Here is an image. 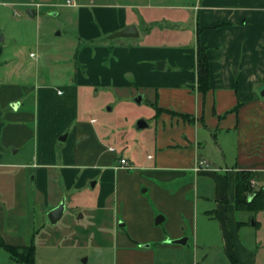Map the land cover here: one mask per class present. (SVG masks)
<instances>
[{"label":"crops","instance_id":"1","mask_svg":"<svg viewBox=\"0 0 264 264\" xmlns=\"http://www.w3.org/2000/svg\"><path fill=\"white\" fill-rule=\"evenodd\" d=\"M128 7L134 11L117 15L79 10L90 44L77 43L65 64L43 65L36 41L26 56L0 30V248L28 246V216L35 208L45 216L69 198L107 217L102 234L119 263L156 264L157 254L190 243L196 262L264 264V247L249 238L251 213L234 207L236 173L252 172L264 189V0ZM128 25L136 38L103 40ZM197 47L208 61L203 95ZM100 89L145 98L146 126L111 138L103 122H85ZM120 158L131 169L115 168ZM201 160L207 168L194 172ZM179 238L184 245L167 243Z\"/></svg>","mask_w":264,"mask_h":264},{"label":"rangeland","instance_id":"2","mask_svg":"<svg viewBox=\"0 0 264 264\" xmlns=\"http://www.w3.org/2000/svg\"><path fill=\"white\" fill-rule=\"evenodd\" d=\"M73 2L75 6L66 7L64 0H0L1 33L6 39L15 40L16 45L21 47L26 56L29 51L34 52L33 46L36 41L43 65L53 60L60 63L71 58L77 43L78 47L90 44L83 37L87 31L83 27L85 18H82V23L78 21L79 10L92 16L94 14L92 8L107 7L117 15L121 10L134 11L128 6L140 5L146 0H73ZM27 10L34 11V17L30 18L26 13ZM93 44L96 42L91 43ZM51 55L54 58H49ZM61 63L65 64V62ZM59 68H67L69 71L67 65L65 67L60 65ZM97 91L99 94L96 98L88 102V105H91L88 106L89 109L86 110L84 108L86 104L81 102V107L85 109L83 118L85 117V122L91 119L94 128L103 122L111 138L117 130L123 133L134 131L136 121L149 113L146 99L136 104L133 101L135 97H130L131 93L127 89ZM122 139L126 140L124 136ZM58 146V148L68 147L69 142L60 143ZM110 146L114 150L117 148L112 143ZM257 178L258 176L252 177L249 181L250 193L262 189V186L259 187L256 183ZM260 204V209L250 212L249 223L253 221L255 225L249 228V238L255 239L264 247V194ZM83 208V204L79 201L75 200L71 203L69 198L65 199L62 216L55 224L48 222L44 211L39 215L38 208H35L30 217L28 216L27 222L22 224L30 225L34 229L30 243L34 249L33 264H124V262L119 263L115 252L117 247L102 234L101 225L107 221V217L102 221L99 213L94 209L82 211ZM118 223L122 222L118 220ZM140 246L138 247L141 248ZM192 253L189 243L182 250L169 252L163 257L157 254L156 264H209L207 261H194ZM0 264L17 263L10 261L5 251L0 248Z\"/></svg>","mask_w":264,"mask_h":264},{"label":"trees","instance_id":"3","mask_svg":"<svg viewBox=\"0 0 264 264\" xmlns=\"http://www.w3.org/2000/svg\"><path fill=\"white\" fill-rule=\"evenodd\" d=\"M195 65L196 89L200 94L203 95L208 90V61L205 56L204 49L201 47H197L196 49ZM253 176V173L249 171H241L236 173L234 199V207L236 210L251 212L255 209L261 208L260 201L263 197L264 189H260L254 193H250L248 191L249 181ZM249 194H252L253 197L250 201H247V196ZM3 249L14 262L18 264H33L34 249L31 244L21 248L3 246Z\"/></svg>","mask_w":264,"mask_h":264},{"label":"water","instance_id":"4","mask_svg":"<svg viewBox=\"0 0 264 264\" xmlns=\"http://www.w3.org/2000/svg\"><path fill=\"white\" fill-rule=\"evenodd\" d=\"M27 15L28 16H32V12L31 10H27L26 11ZM137 37V32H136V29L134 26L132 25H128V26H125V27H122L121 29L115 31V32H112V33H109L107 35H105L103 37V40H106V41H111V40H115V39H125V38H136ZM161 63H156V67L158 69L161 68L162 65H160ZM258 96L260 97V99H262L264 101V84L262 85V87L258 90ZM140 96H137L133 99V101L138 104L140 102ZM146 125L145 123L142 121V120H138L136 121L135 123V128L136 129H142L144 128ZM64 136H61L59 137L58 140L60 141H64ZM93 184L94 183H90V187H93ZM253 197L252 194H249L247 196V201H250L251 198ZM62 212H63V202L61 201L56 207H54L53 209L49 210L47 213H46V218L48 220V222L50 224H55L61 217L62 215ZM158 218L157 217L155 220H154V223L157 224L158 223ZM186 242V239L185 238H179V239H175V240H171V241H167V243L169 244H172V245H184ZM146 247V246H145Z\"/></svg>","mask_w":264,"mask_h":264},{"label":"built area","instance_id":"5","mask_svg":"<svg viewBox=\"0 0 264 264\" xmlns=\"http://www.w3.org/2000/svg\"><path fill=\"white\" fill-rule=\"evenodd\" d=\"M64 5L66 7H73L75 6V3L73 2V0H64ZM115 168H120V169H131L130 165L127 163V161L123 158H120L117 160V165ZM207 168L206 164L204 163V161H195L194 162V167H193V171H199L201 169H205Z\"/></svg>","mask_w":264,"mask_h":264}]
</instances>
